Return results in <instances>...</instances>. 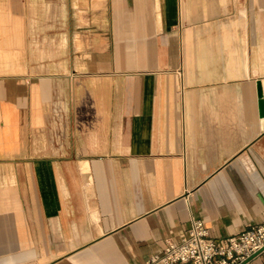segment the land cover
Returning a JSON list of instances; mask_svg holds the SVG:
<instances>
[{"label":"crops","instance_id":"0c3cea01","mask_svg":"<svg viewBox=\"0 0 264 264\" xmlns=\"http://www.w3.org/2000/svg\"><path fill=\"white\" fill-rule=\"evenodd\" d=\"M194 217L264 223V0H0V264H136Z\"/></svg>","mask_w":264,"mask_h":264},{"label":"built area","instance_id":"2783aa9c","mask_svg":"<svg viewBox=\"0 0 264 264\" xmlns=\"http://www.w3.org/2000/svg\"><path fill=\"white\" fill-rule=\"evenodd\" d=\"M258 252L264 255V223L217 241L204 220L194 217L180 241L168 239L161 252L136 264H249Z\"/></svg>","mask_w":264,"mask_h":264},{"label":"water","instance_id":"95a60500","mask_svg":"<svg viewBox=\"0 0 264 264\" xmlns=\"http://www.w3.org/2000/svg\"><path fill=\"white\" fill-rule=\"evenodd\" d=\"M259 254V252L258 253H255L253 256H251L247 261H251L254 257H256L257 255Z\"/></svg>","mask_w":264,"mask_h":264}]
</instances>
